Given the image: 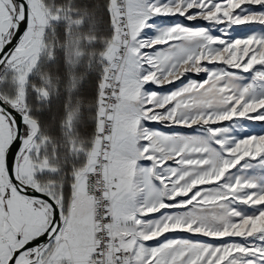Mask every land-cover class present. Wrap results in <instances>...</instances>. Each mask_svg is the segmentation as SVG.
<instances>
[{
    "label": "snow or ice",
    "instance_id": "1",
    "mask_svg": "<svg viewBox=\"0 0 264 264\" xmlns=\"http://www.w3.org/2000/svg\"><path fill=\"white\" fill-rule=\"evenodd\" d=\"M264 0H0V264H264Z\"/></svg>",
    "mask_w": 264,
    "mask_h": 264
},
{
    "label": "rangeland",
    "instance_id": "2",
    "mask_svg": "<svg viewBox=\"0 0 264 264\" xmlns=\"http://www.w3.org/2000/svg\"><path fill=\"white\" fill-rule=\"evenodd\" d=\"M254 124H256L257 126L252 129L251 131L253 132V134H264V125L261 124V122H253Z\"/></svg>",
    "mask_w": 264,
    "mask_h": 264
}]
</instances>
